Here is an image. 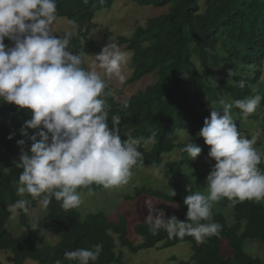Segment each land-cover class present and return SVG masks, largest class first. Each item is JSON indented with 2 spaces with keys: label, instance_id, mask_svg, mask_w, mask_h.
I'll use <instances>...</instances> for the list:
<instances>
[{
  "label": "trees",
  "instance_id": "obj_1",
  "mask_svg": "<svg viewBox=\"0 0 264 264\" xmlns=\"http://www.w3.org/2000/svg\"><path fill=\"white\" fill-rule=\"evenodd\" d=\"M126 1L156 8L170 6V9L168 14L149 20L146 27H138L130 38L118 37L116 45L125 46L133 53V75L123 87L150 74H155L158 80L125 103L117 101L113 86L107 84L109 126L113 116L119 117L122 140L129 136L147 138L155 130L156 143L141 142L138 148L141 159L132 173L138 168H164V177L171 180L195 167L194 161L199 156L191 160L181 151L187 143L192 141L201 147L202 154L208 155L210 151V146L198 133L204 126L205 116L210 118L211 114H204L200 105L205 103L210 107L219 100V90L214 83L232 99L233 105L237 100L260 94V89L264 88V0H206L204 13L198 0ZM115 2L57 0V15L78 26L70 41V51L100 53L103 47L91 37L96 27L92 23L98 12L111 9ZM111 34L107 30L106 36ZM10 42L5 38V45ZM84 67L87 68L85 62ZM190 85L193 92L189 90ZM29 119V110L0 101V253L11 252L14 264H25L26 260L39 264H55L57 260L62 264H75L65 259V252L92 248L96 244L103 245V250L95 264H127L124 253L117 252V241L131 253L190 243L192 255L180 264H264V259L255 258L245 250L248 241L264 246V202L232 204L223 199L224 207L232 210L234 222L230 224L224 212L214 213L211 222L222 226L220 235L200 244L187 235L183 239H170L163 229L153 235L145 221L135 226V233L142 239L135 245L128 238L129 223L125 216L114 221L101 212L83 218L77 208L66 211L55 199L49 204L45 219L57 226L55 231L60 234V241L56 245L40 247L38 240L42 230L33 229L27 214L20 210L23 234L15 237L8 228L12 216L9 206L18 200L15 191L23 171L18 167L22 150L30 154L32 142L21 131L23 122ZM180 131L187 132L188 140H180ZM241 132L246 135L245 131ZM21 139L26 141L23 146L17 143ZM177 151L179 160L165 162L167 156ZM259 167L264 170V161ZM91 187L93 193L103 190L102 186ZM141 194L175 205L172 211L168 210L170 216L187 222L188 208L183 196L149 188L141 189ZM27 199L31 201L30 209L37 206L38 201L31 200L30 196ZM0 264H3L1 260Z\"/></svg>",
  "mask_w": 264,
  "mask_h": 264
},
{
  "label": "clouds",
  "instance_id": "obj_2",
  "mask_svg": "<svg viewBox=\"0 0 264 264\" xmlns=\"http://www.w3.org/2000/svg\"><path fill=\"white\" fill-rule=\"evenodd\" d=\"M57 16V0H0V101L31 112L21 131L32 144L30 154L22 150L20 156L18 167L23 171L15 191L18 200L9 206L10 219H15L17 210L30 212L28 196L38 201L37 206L48 207L49 213L53 199L67 211L81 206L84 189L93 194L92 185L103 189L127 185L131 175L141 169L132 173L141 159V142L156 143L155 130L147 138L122 140L117 116L109 126L107 80L124 81L122 69L128 54L108 43L96 54L95 64L85 68L83 54L69 50L78 26L75 32L58 37L53 31ZM5 38L14 46L7 47ZM262 100L256 94L234 105L221 101L222 114L212 110L210 118H205L198 135L210 146L208 155L216 162L207 176V195L188 189L191 194L184 199L187 222L174 215L165 218V212L148 200L146 223L153 235L163 229L170 239L187 235L200 244L220 235L222 226L211 222L215 203L225 198L232 204L264 202V170L259 167L264 152L255 147L254 137L249 139L239 130L231 114L235 106L246 118ZM28 129L36 131L29 135ZM17 143L23 146L26 141ZM181 151L191 160L205 155L192 141ZM32 227H37L35 221ZM102 250L103 245L96 244L65 252L64 257L75 264H95Z\"/></svg>",
  "mask_w": 264,
  "mask_h": 264
},
{
  "label": "rangeland",
  "instance_id": "obj_3",
  "mask_svg": "<svg viewBox=\"0 0 264 264\" xmlns=\"http://www.w3.org/2000/svg\"><path fill=\"white\" fill-rule=\"evenodd\" d=\"M198 2L201 6V13H204L206 10V0H198ZM169 9L170 6L156 8L153 6H141L137 2L116 0L111 9L97 13L94 19L96 27L92 30L91 37L101 47H104L108 43L117 44L118 37H131L138 27H146L149 20L168 14ZM76 30L77 26L70 24L66 18L57 16V20L53 24V31L56 35L69 32L73 33ZM107 30L112 33L110 36H106ZM6 46L9 48L13 47L14 42L11 41ZM119 49L127 53L129 57L128 63L122 69L125 79L123 82L116 78L108 79L107 84L113 86V92L116 94L117 100L124 102L147 86L156 83L158 77L155 74H150L139 82L123 87L125 81L132 77L134 69L132 67V52L128 51L125 46ZM95 56V53L83 54L87 68L95 64ZM101 74L103 75L102 72ZM224 74L228 75L227 73ZM187 80L190 81V78L187 77ZM214 87L219 90V100L212 103L210 107L202 103L200 108L203 109L204 114H207L206 112L211 113L212 110L220 111L222 114L221 101L233 104L232 99L224 93V90L220 86L214 83ZM120 89L122 90L119 92ZM189 90L193 92L192 85L189 86ZM260 95L264 97V88L262 90L260 89ZM231 114L239 130L245 131V136L249 139L254 137L256 139L255 146L260 147L264 151V100L261 101L256 111L246 118L242 116L241 112L237 113L234 107L231 109ZM205 118L208 117L205 116ZM35 131L28 129L29 135L34 134ZM179 134L181 141L188 140L187 132L180 131ZM179 159L180 154L177 151L173 155L167 156L165 162ZM194 163L195 167L193 169H187L178 178L171 180H167L164 177V168L155 169L145 167L138 169L131 175L127 185L120 186L119 188L103 189L92 195H89L88 192H83V203L77 210L83 218L88 214L101 212L114 221H118L120 216H125L129 223L128 238L135 245H138L142 242V239L135 233V226L145 222L150 214L146 202L151 200L156 209L163 210L165 212V218H170L171 216L168 210L172 211L175 208V205L141 194V189H155L169 194L175 191L176 195H181L185 198L191 194L188 191L191 188L194 192L199 191L207 195V176L210 174L212 166L216 162L209 155H200ZM230 210L224 207L222 199L213 205L212 217L214 213L224 212L231 224L234 222V218L231 213L232 210ZM27 215L30 224L32 225L35 221L37 227L42 230L38 240L40 247L53 246L60 241V234L55 231L57 226L45 220L48 215V207L45 209L39 204L37 208L30 209ZM19 223V210H17L15 219H10L8 223V228L15 237H20L23 234ZM117 244V252L124 253V261L127 264H180L182 261H188L192 255V246L190 243H182L162 250L156 248L145 249L140 250L138 253H131L126 247H122L118 241ZM245 250L255 258L264 259V246L258 242H246ZM0 260L3 264H14L11 252H1ZM25 264L39 263L33 260H26Z\"/></svg>",
  "mask_w": 264,
  "mask_h": 264
}]
</instances>
